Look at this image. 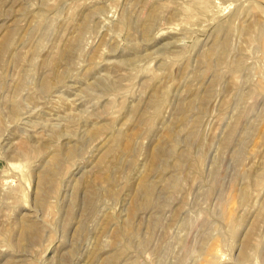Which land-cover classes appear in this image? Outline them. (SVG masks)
<instances>
[{"label":"rangeland","instance_id":"1","mask_svg":"<svg viewBox=\"0 0 264 264\" xmlns=\"http://www.w3.org/2000/svg\"><path fill=\"white\" fill-rule=\"evenodd\" d=\"M109 261L264 264V0H0V264Z\"/></svg>","mask_w":264,"mask_h":264},{"label":"bare ground","instance_id":"2","mask_svg":"<svg viewBox=\"0 0 264 264\" xmlns=\"http://www.w3.org/2000/svg\"><path fill=\"white\" fill-rule=\"evenodd\" d=\"M151 15L152 17L154 16V11L152 12ZM225 45H227L225 44V37L221 40H216L213 47H211L205 53L204 58L205 59L211 58L215 62L218 61L221 57H223L222 56L223 51H224L223 48L225 47ZM205 97L206 95L202 96L201 100H203ZM194 100L195 99H191L185 105L181 106L180 116H177V122L179 123V125L181 124L183 125L187 121L190 122L191 124V128H189L188 131L185 132L187 139H189L188 141H190V139L192 140L193 136H195L194 127H196L197 119L199 118V117L197 118V114L195 115L194 118H192L191 116L189 117V115L187 114L188 110H190L191 108L193 109ZM178 128L176 130H172L168 132L164 142L161 141V143L158 144L156 151L151 157V165L154 167L156 166L160 167L159 171H164L165 169L172 168V172H171L172 175H169L167 179L169 186H172L176 183L178 176H176L177 172L176 174H174V171H176L177 169L178 170L180 169L181 161L184 160L182 152H180V150L178 151L177 149V146H178L177 143L179 142L178 141V132H179ZM47 180H48L47 174H44L40 177V187L41 188L44 187ZM154 184H155L154 181H150L149 179L147 180V178L142 180V183L139 189V195L142 197V204H152L155 201ZM91 193L92 191H89L88 196H90ZM32 228L33 226H28L24 230V232L28 234L30 233L31 230H34ZM117 256H118V253L114 255V257H117ZM105 264H111V262L109 261Z\"/></svg>","mask_w":264,"mask_h":264}]
</instances>
